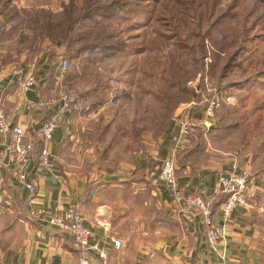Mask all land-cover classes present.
I'll return each mask as SVG.
<instances>
[{
    "label": "rangeland",
    "instance_id": "1",
    "mask_svg": "<svg viewBox=\"0 0 264 264\" xmlns=\"http://www.w3.org/2000/svg\"><path fill=\"white\" fill-rule=\"evenodd\" d=\"M86 1L92 4L88 9H97L95 15L108 13L102 7L116 3L115 17L97 24L82 23L77 31L87 40L111 36L127 44L123 52L101 56L94 62L73 60L62 75L79 98L71 113L74 128H87V140L94 147L99 144L97 155H106L114 168L111 170L120 164L129 165L135 153L156 152L162 140L166 139L167 148L172 147L174 129L180 126L185 134L197 126L191 116L202 122L199 125L205 132L198 135L191 130L180 158L175 159L176 169L184 168L180 163H187L191 172L223 168L220 175H225L247 170L254 182L255 178L259 181L264 194V0H9V4L0 0V57L7 52L8 63L12 61L10 55L17 56L16 51L26 49L31 56L44 51L47 55L48 44L31 41L28 21H39L44 12H62L70 4L73 15L80 16L88 10ZM123 1L127 5L119 10ZM200 63L207 88L201 83ZM49 87L50 82L46 92ZM52 92L48 98L57 96V86ZM229 96L236 101L228 103ZM212 97H222L225 104L209 122L204 111ZM204 122L210 124L209 130L203 127ZM83 145L81 150L69 146L64 168L87 176L85 184L91 183L89 191L93 192L107 186L98 177L106 168L97 160L87 162L88 154L83 153L87 147ZM157 176L153 179L156 182ZM131 183L127 181L125 186ZM147 183L152 185L146 181L141 188H147ZM5 188L10 199V187H3V192ZM143 192L147 200L149 192ZM164 197L172 206L166 191ZM9 204L7 209L17 206L14 200ZM23 207L18 209L20 213H0V246L29 236L31 222L28 209Z\"/></svg>",
    "mask_w": 264,
    "mask_h": 264
},
{
    "label": "crops",
    "instance_id": "2",
    "mask_svg": "<svg viewBox=\"0 0 264 264\" xmlns=\"http://www.w3.org/2000/svg\"><path fill=\"white\" fill-rule=\"evenodd\" d=\"M8 32L9 29H6V34ZM22 32L26 33V30L20 29V33ZM46 51L47 55L44 51L38 56H31L27 49L21 53L16 51L18 53L15 54L18 55H10L12 61L8 63L7 52H3V56L0 57V112L12 126H23L29 128V131L31 128H37L43 119L53 113L54 108L28 109L23 102L24 98L35 99V94L40 92L45 98L51 96L60 79L63 80L58 70L60 57H57L54 60L55 65L50 67L48 49ZM31 67L36 68V85L22 97L19 79L23 80ZM48 82L50 87L46 92ZM72 119L73 115L65 117L53 134L49 144V152L53 158L50 168L45 171L37 167L36 159L32 162L31 176L38 185V196L32 206L57 215H62L69 207H77L82 214L84 226L91 230L90 244L106 252V264H264V194L256 178L255 183L254 177H250L255 190L259 191L255 192L257 207L249 210L235 209L230 223L225 228L227 235L216 246V253L208 243L199 220L196 218L190 221L180 211L178 214V207L172 199L170 198L172 206L164 200L165 191L166 200L169 197L166 188L162 187L164 185L153 180L159 173L157 169L161 161L171 152L181 151L183 144L188 142L185 139L191 135V130L193 132L196 128L203 130L199 125L201 121L199 123L189 116L191 121L198 123L197 126L187 129L185 134L181 132L180 126L174 129L176 138L172 147L167 148L166 139L162 140L156 152L149 151L144 155L141 152L135 153L129 165L120 164L118 169L111 170L114 168L110 166L108 160L106 161V155L100 158L95 151L100 149L99 144L96 143L98 146L94 147L87 140V137L89 139L87 128L81 127V131H77L74 128L75 120ZM81 143L87 147L83 152L88 154L87 162L96 160L103 162L106 169L101 171L98 177H102L106 187L90 192L91 183L85 184L87 176L82 177L80 173L64 168V164L69 161L68 155L65 154L70 149L69 146L72 144V150L77 146L81 150ZM188 167L189 164L186 163L184 168L176 170L178 188L185 194L198 193L205 198L214 196L218 177L223 168L191 172ZM90 179L91 177L88 181ZM127 181L133 183L125 186ZM146 181L152 182V185L147 183V188H144L149 192L146 194L147 200L144 189L141 188ZM98 182L102 183L100 180ZM7 186L10 187L7 192L12 196L8 198L5 188L6 202L2 204L0 213L5 211L20 213L18 209L23 210V204L29 210L31 206L27 198L28 192L17 186L10 178L5 180L3 187ZM136 186L140 187L134 191L133 187ZM12 200L17 206L7 209V206L11 207L9 202ZM223 202L224 197L217 196L215 208ZM156 203L161 205L158 206ZM29 218L28 216L27 219L31 222L29 236L9 246L1 245L0 264H77L78 253L73 249L68 235L59 233L48 225L35 224ZM214 222L221 227L219 211L214 216ZM102 225L107 226L109 231H104ZM111 237L121 241L123 245L121 250L113 248L109 240Z\"/></svg>",
    "mask_w": 264,
    "mask_h": 264
},
{
    "label": "built area",
    "instance_id": "3",
    "mask_svg": "<svg viewBox=\"0 0 264 264\" xmlns=\"http://www.w3.org/2000/svg\"><path fill=\"white\" fill-rule=\"evenodd\" d=\"M69 63L61 58L58 70L61 75L65 74ZM19 89L22 97L36 85V69L31 67L23 80L19 79ZM62 79L57 84L58 94L56 97L45 98L40 93L35 94V99L24 98V106L28 109L54 108L48 118L43 119L37 128H25L12 126L6 116L0 112V211L4 199L3 186L5 180L10 178L16 185L28 192L29 217L38 222L55 228L59 233L66 234L71 238L72 247L78 253L77 264H106V252L96 245L90 244L91 230L84 226L83 217L77 207H69L62 215H55L45 209L33 207V201L38 196V185L31 176L30 165L36 159L37 167L48 170L51 165L49 144L53 134L65 117L71 115L76 97L72 91L62 84ZM191 84V83H190ZM207 88V83H204ZM194 88L196 87L194 83ZM228 103H234L236 97H228ZM225 103L224 99L212 97L207 101L205 118L211 122L216 111ZM193 126L191 124H188ZM210 124L204 122L203 127L208 129ZM177 152L173 151L160 163L157 180L164 185L173 203L179 207V211L190 221L198 219L204 229L205 237L216 253V246L223 241L227 233L225 228L230 223L232 213L237 208L253 209L256 206V190L250 176L245 172L219 175L217 191L214 196L205 198L198 193L185 194L177 186L176 182V159ZM37 168V169H38ZM217 196H223L224 202L215 208ZM5 200V201H4ZM257 207V206H256ZM219 211L221 215V227L214 222V216ZM104 231H109L103 226ZM115 250H121L122 243L118 239L109 238Z\"/></svg>",
    "mask_w": 264,
    "mask_h": 264
},
{
    "label": "trees",
    "instance_id": "4",
    "mask_svg": "<svg viewBox=\"0 0 264 264\" xmlns=\"http://www.w3.org/2000/svg\"><path fill=\"white\" fill-rule=\"evenodd\" d=\"M8 2L9 0H4V4H9ZM85 4L87 6L85 10H87L88 7L92 6V4L89 5L88 1H86ZM115 4L116 3H112L110 5L103 6L102 8L105 9V11L107 10L108 13L105 12L100 15H95V13L97 12V9L95 8L88 9L84 14L80 16L73 15V6L71 4L65 7L62 12H44L39 21H28L27 30L32 32L31 41L34 42L36 40H40L42 42L48 43V64L50 67L52 65H55L54 60H56L57 57H60V59H67L68 63L73 60H77L78 62H80L81 60H89L94 62L101 56L123 52L127 44L121 39L117 40L116 38H111V36H109L105 37V40L100 38H97L96 40H87L85 36L82 35V33H79L77 31L78 27L82 23L94 22L97 24L102 21L106 22L108 19H112L113 17H115ZM126 5L127 2L125 1L119 3V10H124ZM94 27L95 26L93 25V28ZM198 71L200 73L199 75L202 77L201 83H203L204 70L201 63ZM62 81L63 86L67 87L68 90L71 91V88L69 87L67 82L65 83L64 79ZM74 95L76 97L75 103L77 104L79 103V98L76 94ZM224 104L225 103H223L221 107ZM75 108L76 107H74L73 110ZM219 110L220 109L217 110L215 117L217 116ZM194 131H196L198 135H201L203 132H205L204 129L202 130L200 128H196L194 129ZM180 156L181 152H178L176 155V160H178ZM180 165L184 167L186 163H180Z\"/></svg>",
    "mask_w": 264,
    "mask_h": 264
}]
</instances>
